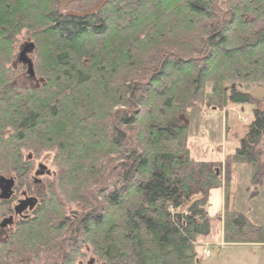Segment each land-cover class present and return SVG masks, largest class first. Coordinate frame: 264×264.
Here are the masks:
<instances>
[{
  "label": "trees",
  "instance_id": "trees-1",
  "mask_svg": "<svg viewBox=\"0 0 264 264\" xmlns=\"http://www.w3.org/2000/svg\"><path fill=\"white\" fill-rule=\"evenodd\" d=\"M60 2L0 0V175L40 199L0 262L200 264L219 187L224 242L264 244V226L227 206L234 164L264 177V110L224 163L188 146L192 109L261 101L236 86L264 83V0H109L83 18ZM44 153L38 167L57 171L38 188Z\"/></svg>",
  "mask_w": 264,
  "mask_h": 264
},
{
  "label": "rangeland",
  "instance_id": "rangeland-1",
  "mask_svg": "<svg viewBox=\"0 0 264 264\" xmlns=\"http://www.w3.org/2000/svg\"><path fill=\"white\" fill-rule=\"evenodd\" d=\"M66 10L78 12L68 9V6ZM12 73L16 74L17 69L7 70V75ZM28 74V70L25 69L22 76L27 78ZM29 76L31 75L29 74ZM236 87L248 91L261 101L258 104L228 102L223 110H213L206 114L199 109H192L188 127V146L195 159L224 163L226 157L235 152L240 140L247 133L253 119V109L258 106L264 110V83H254L250 86L238 84ZM45 155L44 153L41 159L35 162L31 177L33 183L38 164L42 162L41 160L49 159ZM11 166V162L3 164V168ZM49 169L55 173L57 171V168L52 165ZM44 181L45 177H42V182L37 187H43ZM208 203L212 224L211 234L200 239L201 245L197 248L200 264H264V244H226L224 242L225 188L212 189ZM227 206L228 209L244 215L253 224L264 226V177L259 182L254 181L252 167L248 163H237L232 166L231 179L227 188ZM82 259L79 258L78 262ZM62 263L63 261L60 264ZM39 264H43V262H39Z\"/></svg>",
  "mask_w": 264,
  "mask_h": 264
},
{
  "label": "flooded vegetation",
  "instance_id": "flooded-vegetation-1",
  "mask_svg": "<svg viewBox=\"0 0 264 264\" xmlns=\"http://www.w3.org/2000/svg\"><path fill=\"white\" fill-rule=\"evenodd\" d=\"M46 175L50 174L38 168L34 178L36 185L40 186L42 177ZM39 201V197L30 195L25 189H19L16 181H14L12 195L9 198H0V245L8 253L11 251L12 243L14 245V235L20 230L21 226L27 225L33 220ZM40 258L38 256L37 260L39 261ZM0 264H39V262H34L33 259L23 262V259L20 257L15 262L4 260Z\"/></svg>",
  "mask_w": 264,
  "mask_h": 264
},
{
  "label": "water",
  "instance_id": "water-1",
  "mask_svg": "<svg viewBox=\"0 0 264 264\" xmlns=\"http://www.w3.org/2000/svg\"><path fill=\"white\" fill-rule=\"evenodd\" d=\"M73 1L76 0H62L59 4V11L61 14L66 15V16H72V17H78V18H83L89 14L95 13L101 8H103L106 3L109 0H98L96 5H94L92 8L85 12H76V11H70L66 10V7ZM34 44L32 43L31 39L29 38L28 41L26 42L25 46L23 49L20 51L18 59L21 63L27 65V70L30 75H33V65L32 61L29 57V53L33 50ZM46 166L41 165L40 170H43L44 172L46 171L47 173H50V171L46 170ZM14 186V179L13 178H6L3 176H0V189H1V194L0 198H9L12 195V188Z\"/></svg>",
  "mask_w": 264,
  "mask_h": 264
},
{
  "label": "crops",
  "instance_id": "crops-1",
  "mask_svg": "<svg viewBox=\"0 0 264 264\" xmlns=\"http://www.w3.org/2000/svg\"><path fill=\"white\" fill-rule=\"evenodd\" d=\"M223 243V242H222Z\"/></svg>",
  "mask_w": 264,
  "mask_h": 264
}]
</instances>
